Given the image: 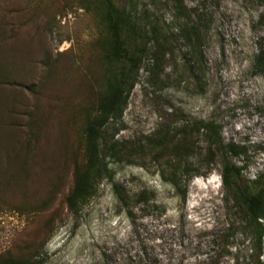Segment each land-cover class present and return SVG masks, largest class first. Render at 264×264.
Instances as JSON below:
<instances>
[{"label": "rangeland", "instance_id": "rangeland-1", "mask_svg": "<svg viewBox=\"0 0 264 264\" xmlns=\"http://www.w3.org/2000/svg\"><path fill=\"white\" fill-rule=\"evenodd\" d=\"M114 2L142 32L126 33L129 47L149 52L122 117L106 128L118 141L106 158L111 177L74 213L66 197L104 86L99 16L76 0H0V257L255 264V233L224 185L221 154L204 132L182 130L218 124L224 145L240 150L225 155L254 189L264 173V0ZM185 142L188 156H175ZM178 158L193 170L186 177L182 165L175 187Z\"/></svg>", "mask_w": 264, "mask_h": 264}, {"label": "trees", "instance_id": "trees-1", "mask_svg": "<svg viewBox=\"0 0 264 264\" xmlns=\"http://www.w3.org/2000/svg\"><path fill=\"white\" fill-rule=\"evenodd\" d=\"M78 4L86 9L95 11L101 22V33L97 43L102 50L104 64V86L98 99L95 111L89 115L84 132V161L75 165L73 187L66 197L69 209L76 213L96 191L100 182L111 177L109 164L106 158H112L118 154V141L106 138V128L111 121L120 119L128 104L130 94L134 89L143 60L148 54L146 46H139L136 42L131 49L126 39V33L130 30L137 32L134 16L130 11L118 7L114 0H76ZM181 2V0H178ZM149 39V36H146ZM257 67L264 69V57H257ZM204 132L209 140V151L212 155L220 153L223 164V182L229 192L243 206L246 219L255 233L256 254L255 264H264L260 260L262 251V239L264 237V173L254 181V189L243 184V169L231 163L225 155L226 151L239 154L240 150L235 145H224L221 138V127L214 121L200 122L197 125L185 126L182 132L185 137L190 136L194 131ZM164 141V140H163ZM166 141V138H165ZM180 144V145H179ZM174 146L175 156H188L187 142ZM185 144V145H181ZM181 146V147H180ZM167 147L165 146V149ZM105 150L104 156L102 151ZM179 167H174L170 183L179 187L177 173L183 165V172L186 177L192 176L191 167L186 160L180 161ZM211 159L208 166L213 164ZM36 254L27 258L14 259L11 257H0V264H41L35 260Z\"/></svg>", "mask_w": 264, "mask_h": 264}, {"label": "bare ground", "instance_id": "bare-ground-1", "mask_svg": "<svg viewBox=\"0 0 264 264\" xmlns=\"http://www.w3.org/2000/svg\"><path fill=\"white\" fill-rule=\"evenodd\" d=\"M256 134H258V133H256ZM215 181L213 180V179H209L207 182H205L204 184L202 183V184H195V185H198V186H201V185H203V188H204V186L205 185H207V186H210V185H212L213 183H214ZM206 187V186H205ZM203 190V189H202Z\"/></svg>", "mask_w": 264, "mask_h": 264}]
</instances>
